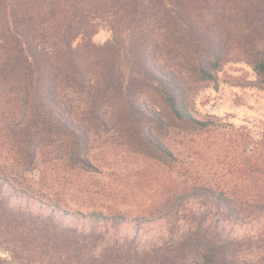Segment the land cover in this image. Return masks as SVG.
Wrapping results in <instances>:
<instances>
[{
  "label": "trees",
  "instance_id": "obj_1",
  "mask_svg": "<svg viewBox=\"0 0 264 264\" xmlns=\"http://www.w3.org/2000/svg\"><path fill=\"white\" fill-rule=\"evenodd\" d=\"M228 62L264 90V0H0V264H264V171L181 182L130 219L68 210L14 173L45 153L84 167L102 132L169 162L171 133L215 124L192 98Z\"/></svg>",
  "mask_w": 264,
  "mask_h": 264
},
{
  "label": "rangeland",
  "instance_id": "obj_2",
  "mask_svg": "<svg viewBox=\"0 0 264 264\" xmlns=\"http://www.w3.org/2000/svg\"><path fill=\"white\" fill-rule=\"evenodd\" d=\"M110 35L102 27L91 41L100 45ZM255 78L246 63L228 62L215 83L204 82L192 98V111L198 118L210 116L215 124L204 132L171 133L167 163L102 132L91 138L89 164L84 167L45 153L34 169L14 168V173L24 187L68 210L119 211L129 219L173 194L181 182L236 183L245 172L264 171L262 166L244 165L254 151L264 153V90L252 84ZM6 146L0 139V160L9 164Z\"/></svg>",
  "mask_w": 264,
  "mask_h": 264
}]
</instances>
